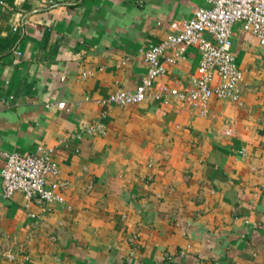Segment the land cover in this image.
<instances>
[{"label": "crops", "instance_id": "obj_1", "mask_svg": "<svg viewBox=\"0 0 264 264\" xmlns=\"http://www.w3.org/2000/svg\"><path fill=\"white\" fill-rule=\"evenodd\" d=\"M206 4L0 0V173L7 152L53 147L66 196L27 208L21 193L3 197L0 176V264H264L259 38L233 28L240 104L107 101L134 90L143 51ZM200 60L191 47L158 81L180 86ZM94 123L105 130L89 133Z\"/></svg>", "mask_w": 264, "mask_h": 264}, {"label": "built area", "instance_id": "obj_2", "mask_svg": "<svg viewBox=\"0 0 264 264\" xmlns=\"http://www.w3.org/2000/svg\"><path fill=\"white\" fill-rule=\"evenodd\" d=\"M191 19L171 24V33L162 42L143 51L147 72L134 90L119 88L108 102L126 106L146 101L166 105L174 103L200 108L205 114L213 99H230L242 103L244 78L233 51V28L239 21L244 29L259 38L264 46V0H206ZM17 30V28H14ZM191 47L197 48L201 60L197 70L180 86L160 83L170 64L185 59ZM88 72H83L87 76ZM102 124L88 127L89 133L103 132ZM1 170L2 194L6 199L21 193L30 208L34 201L64 203L65 182L53 147L41 145L28 154L7 152ZM31 214V213H30Z\"/></svg>", "mask_w": 264, "mask_h": 264}]
</instances>
